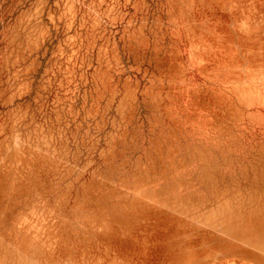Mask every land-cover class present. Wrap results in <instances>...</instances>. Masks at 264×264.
Masks as SVG:
<instances>
[{
	"label": "rangeland",
	"instance_id": "rangeland-1",
	"mask_svg": "<svg viewBox=\"0 0 264 264\" xmlns=\"http://www.w3.org/2000/svg\"><path fill=\"white\" fill-rule=\"evenodd\" d=\"M0 264H264V0H0Z\"/></svg>",
	"mask_w": 264,
	"mask_h": 264
}]
</instances>
